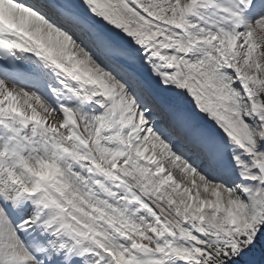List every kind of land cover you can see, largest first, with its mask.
Wrapping results in <instances>:
<instances>
[{
	"label": "snow or ice",
	"instance_id": "snow-or-ice-1",
	"mask_svg": "<svg viewBox=\"0 0 264 264\" xmlns=\"http://www.w3.org/2000/svg\"><path fill=\"white\" fill-rule=\"evenodd\" d=\"M0 264H264V0H0Z\"/></svg>",
	"mask_w": 264,
	"mask_h": 264
},
{
	"label": "trees",
	"instance_id": "trees-1",
	"mask_svg": "<svg viewBox=\"0 0 264 264\" xmlns=\"http://www.w3.org/2000/svg\"><path fill=\"white\" fill-rule=\"evenodd\" d=\"M257 244H259V240L257 241Z\"/></svg>",
	"mask_w": 264,
	"mask_h": 264
}]
</instances>
